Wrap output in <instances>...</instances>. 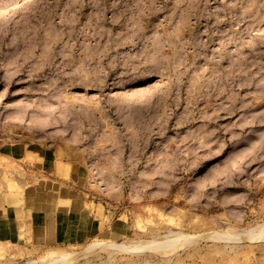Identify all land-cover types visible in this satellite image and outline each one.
<instances>
[{
  "label": "rangeland",
  "instance_id": "374dc122",
  "mask_svg": "<svg viewBox=\"0 0 264 264\" xmlns=\"http://www.w3.org/2000/svg\"><path fill=\"white\" fill-rule=\"evenodd\" d=\"M9 142L82 166L126 231L0 243V264H264V0H0ZM19 165L9 188L40 183Z\"/></svg>",
  "mask_w": 264,
  "mask_h": 264
},
{
  "label": "crops",
  "instance_id": "0c3cea01",
  "mask_svg": "<svg viewBox=\"0 0 264 264\" xmlns=\"http://www.w3.org/2000/svg\"><path fill=\"white\" fill-rule=\"evenodd\" d=\"M17 162H22L19 167L25 176L31 175L29 165L40 168L43 172L40 183L24 182L22 189L9 188V182L1 174ZM85 176L82 166L59 158L52 148L25 142L0 144V243L31 245L66 241L78 244L100 231L125 232V220L121 216L112 222L111 209L94 199H83L90 195L91 189L85 186ZM82 181L86 190L74 185Z\"/></svg>",
  "mask_w": 264,
  "mask_h": 264
},
{
  "label": "bare ground",
  "instance_id": "6f19581e",
  "mask_svg": "<svg viewBox=\"0 0 264 264\" xmlns=\"http://www.w3.org/2000/svg\"><path fill=\"white\" fill-rule=\"evenodd\" d=\"M184 238H181L180 240H175V241H180L182 242ZM117 247H119V245H116ZM122 247V245H120ZM98 248H102V249H106L104 247H102L98 242H92L89 243L86 247H85V251L84 252H89V251H93L94 249L97 250ZM130 248H133V245H130ZM108 249V248H107ZM54 258H53V264L55 263H62V264H68L71 260L74 259V254L71 251H53L51 254ZM51 256V257H52ZM46 260V259H45ZM52 260V259H51ZM50 261V260H49ZM74 262V261H73ZM52 264V263H51Z\"/></svg>",
  "mask_w": 264,
  "mask_h": 264
}]
</instances>
